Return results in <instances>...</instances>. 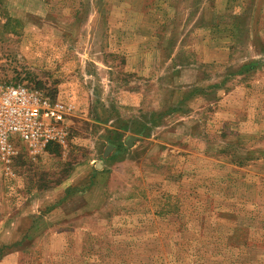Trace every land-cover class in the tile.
<instances>
[{
  "label": "rangeland",
  "instance_id": "1",
  "mask_svg": "<svg viewBox=\"0 0 264 264\" xmlns=\"http://www.w3.org/2000/svg\"><path fill=\"white\" fill-rule=\"evenodd\" d=\"M0 69L69 108L0 264H264V0H0Z\"/></svg>",
  "mask_w": 264,
  "mask_h": 264
},
{
  "label": "built area",
  "instance_id": "2",
  "mask_svg": "<svg viewBox=\"0 0 264 264\" xmlns=\"http://www.w3.org/2000/svg\"><path fill=\"white\" fill-rule=\"evenodd\" d=\"M69 108L59 100L24 84L7 82L0 69V159L9 164L18 135L31 154L49 143L63 145L67 136L65 118Z\"/></svg>",
  "mask_w": 264,
  "mask_h": 264
},
{
  "label": "trees",
  "instance_id": "3",
  "mask_svg": "<svg viewBox=\"0 0 264 264\" xmlns=\"http://www.w3.org/2000/svg\"><path fill=\"white\" fill-rule=\"evenodd\" d=\"M47 148H49V145L47 146Z\"/></svg>",
  "mask_w": 264,
  "mask_h": 264
},
{
  "label": "bare ground",
  "instance_id": "4",
  "mask_svg": "<svg viewBox=\"0 0 264 264\" xmlns=\"http://www.w3.org/2000/svg\"><path fill=\"white\" fill-rule=\"evenodd\" d=\"M2 68V67H1Z\"/></svg>",
  "mask_w": 264,
  "mask_h": 264
}]
</instances>
